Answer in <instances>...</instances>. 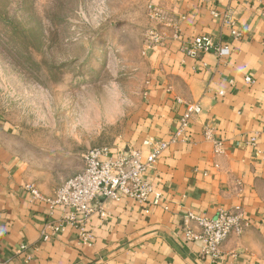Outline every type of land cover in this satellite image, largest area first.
<instances>
[{
    "label": "crops",
    "instance_id": "1",
    "mask_svg": "<svg viewBox=\"0 0 264 264\" xmlns=\"http://www.w3.org/2000/svg\"><path fill=\"white\" fill-rule=\"evenodd\" d=\"M155 1L168 9L176 28L160 26L162 41L146 48L140 102L106 146L146 153L145 138L170 141L186 105H200L187 139L170 143L146 174L159 203L96 199L89 244L79 243L77 223L54 232L49 223L62 211L50 214L25 186L49 195L64 179L25 161L14 126L0 114V264H264V0ZM232 29L241 36L234 38ZM196 36L227 46L228 54H186ZM68 162V176L82 169L76 156ZM235 207L245 225L224 240L217 259L204 254L199 241L187 240L184 215L211 218ZM189 226L197 230L193 222Z\"/></svg>",
    "mask_w": 264,
    "mask_h": 264
},
{
    "label": "rangeland",
    "instance_id": "2",
    "mask_svg": "<svg viewBox=\"0 0 264 264\" xmlns=\"http://www.w3.org/2000/svg\"><path fill=\"white\" fill-rule=\"evenodd\" d=\"M151 4L172 17L155 0H0V114L32 168L66 179L71 154L80 162L120 131L163 25Z\"/></svg>",
    "mask_w": 264,
    "mask_h": 264
},
{
    "label": "built area",
    "instance_id": "3",
    "mask_svg": "<svg viewBox=\"0 0 264 264\" xmlns=\"http://www.w3.org/2000/svg\"><path fill=\"white\" fill-rule=\"evenodd\" d=\"M148 13L151 19L162 23V26L175 27V20L166 15L162 8L154 5L148 6ZM168 16V17H167ZM231 24V22H230ZM151 47L162 41V34L156 29L149 32ZM231 35L234 38L241 36L240 32L232 29ZM184 52L195 56L197 52H213L217 56H226L229 52L227 46H214L208 36H196L184 47ZM246 81H250L246 78ZM201 112L198 103L186 105L182 114L179 126L173 132L170 141H158L147 137L142 141V146L148 148L144 153L141 148L112 149L110 146H98L87 149L82 154V169L64 179L49 195L42 194L33 184H26L33 201H39L49 207L50 214L59 208L62 211V218L50 222L49 226L54 231H60L66 225L78 224V241L81 244H89L91 234L87 229L89 216L96 211L91 206L96 199L107 201H119L121 197H127L139 204H158L160 194L153 192L152 185L146 174L155 168L163 150L172 142L187 139L186 130L189 127L191 118ZM212 130L205 128L204 136L211 139ZM220 141L214 142V151L221 152ZM97 211L101 218L106 212L99 207ZM193 222L197 230H193L189 224ZM183 224L187 240L199 241L202 244L203 253L217 259L219 249L224 240L233 232L239 231L245 223L239 207L234 211H222L214 217L196 216L187 213L183 216ZM43 235V239L48 238ZM20 253L26 251V246L21 245ZM26 260L31 258L30 254L25 255Z\"/></svg>",
    "mask_w": 264,
    "mask_h": 264
}]
</instances>
